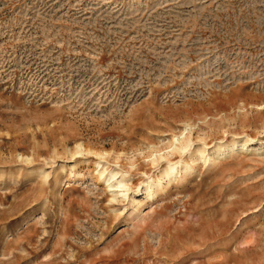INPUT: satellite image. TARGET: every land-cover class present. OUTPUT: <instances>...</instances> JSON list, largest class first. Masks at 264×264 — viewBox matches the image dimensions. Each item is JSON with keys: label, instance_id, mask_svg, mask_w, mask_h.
I'll return each mask as SVG.
<instances>
[{"label": "rangeland", "instance_id": "1", "mask_svg": "<svg viewBox=\"0 0 264 264\" xmlns=\"http://www.w3.org/2000/svg\"><path fill=\"white\" fill-rule=\"evenodd\" d=\"M0 264H264V0H0Z\"/></svg>", "mask_w": 264, "mask_h": 264}, {"label": "bare ground", "instance_id": "2", "mask_svg": "<svg viewBox=\"0 0 264 264\" xmlns=\"http://www.w3.org/2000/svg\"><path fill=\"white\" fill-rule=\"evenodd\" d=\"M188 124V123H187ZM188 131V132H187ZM191 131H192V125H188L181 134L173 135V138L170 140L169 144L167 145L166 152H163L161 149H158L156 146L152 147V150L154 153H152V159L154 163H157L159 160L165 158L170 153H177V152H185L189 147L191 146ZM252 141V139L244 140L243 142H236L233 143L230 146H225L227 148L226 153L223 154V156L227 157L230 155H233L234 153L238 151H243L247 148L248 142ZM262 147H259L255 149L256 151L261 150ZM222 149L220 148V151ZM202 151V149L198 150ZM219 152V151H218ZM222 152V151H221ZM196 153L192 152V155L194 156ZM81 155H87L89 158L93 157L95 159V168L98 174V177L102 179L105 183H107L108 187H110L111 191L113 192V199L117 198V194L121 192L124 196H127L126 194V172L117 170L111 164L105 159L106 156L111 155V152L108 151H101L99 149L94 148H85L82 144L76 145V150L72 153V157L74 156H81ZM119 157V156H118ZM220 158L219 156L217 157ZM189 168V164L180 162L179 164H169V166L165 169V174L170 179H176L180 173L187 170ZM45 178H48V175L45 176ZM121 178V179H120ZM169 179V180H170ZM118 181L117 186L113 184V182ZM172 181V180H170Z\"/></svg>", "mask_w": 264, "mask_h": 264}]
</instances>
